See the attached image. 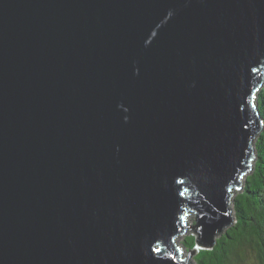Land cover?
Segmentation results:
<instances>
[{"label": "water", "instance_id": "water-1", "mask_svg": "<svg viewBox=\"0 0 264 264\" xmlns=\"http://www.w3.org/2000/svg\"><path fill=\"white\" fill-rule=\"evenodd\" d=\"M263 85L264 0H0V264H191Z\"/></svg>", "mask_w": 264, "mask_h": 264}, {"label": "trees", "instance_id": "trees-1", "mask_svg": "<svg viewBox=\"0 0 264 264\" xmlns=\"http://www.w3.org/2000/svg\"><path fill=\"white\" fill-rule=\"evenodd\" d=\"M263 128L255 141L253 166L233 200L236 221L228 227L212 248L197 251V234L192 229L183 238V245L193 251L196 264H245V255H252L257 264H264V85L257 94Z\"/></svg>", "mask_w": 264, "mask_h": 264}, {"label": "rangeland", "instance_id": "rangeland-1", "mask_svg": "<svg viewBox=\"0 0 264 264\" xmlns=\"http://www.w3.org/2000/svg\"><path fill=\"white\" fill-rule=\"evenodd\" d=\"M242 182H244V179H243V181ZM241 190H237L236 191V193H235V195L238 193V192H240ZM234 195V196H235ZM234 198V197H233ZM232 205H233V203H232ZM233 207V206H232ZM189 214L187 215V217H186V220H187V223L189 224V226L194 222V219H195V213H193V212H191V210H190V212H188ZM235 222V221H234ZM233 222V223H234ZM232 223V224H233ZM231 224V225H232ZM230 225V226H231ZM229 226V227H230ZM226 230V229H225ZM224 230V231H225ZM192 230H191V228H188L187 229V231H185L183 234H180L179 236H178V238L176 239V242H177V244L178 245H180V249H182V253H184L185 255H187L188 254V251L186 250V246L185 245H183L182 243H183V238L188 234V233H190ZM200 247H202V246H200V245H196L195 246V250L197 251ZM194 256V255H193ZM193 256H190V258H189V262L191 263V264H196L195 263V261L193 260ZM245 264H257L256 263V260L254 259V257L252 256V255H245Z\"/></svg>", "mask_w": 264, "mask_h": 264}]
</instances>
